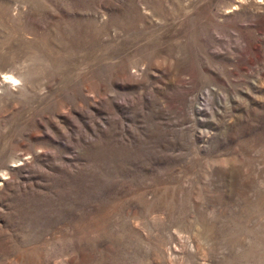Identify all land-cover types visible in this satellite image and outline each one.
<instances>
[{"label":"rangeland","instance_id":"rangeland-1","mask_svg":"<svg viewBox=\"0 0 264 264\" xmlns=\"http://www.w3.org/2000/svg\"><path fill=\"white\" fill-rule=\"evenodd\" d=\"M0 264H264V0H0Z\"/></svg>","mask_w":264,"mask_h":264},{"label":"bare ground","instance_id":"bare-ground-1","mask_svg":"<svg viewBox=\"0 0 264 264\" xmlns=\"http://www.w3.org/2000/svg\"><path fill=\"white\" fill-rule=\"evenodd\" d=\"M8 77V76H7ZM8 78H10V76L8 77ZM8 78H6L7 80H8ZM14 78V77H13ZM10 81H12V80H10Z\"/></svg>","mask_w":264,"mask_h":264}]
</instances>
